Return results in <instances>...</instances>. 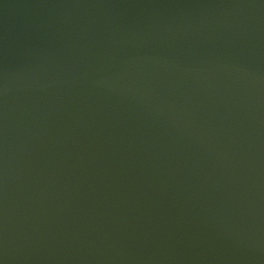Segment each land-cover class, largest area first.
Here are the masks:
<instances>
[{"label": "water", "instance_id": "1", "mask_svg": "<svg viewBox=\"0 0 264 264\" xmlns=\"http://www.w3.org/2000/svg\"><path fill=\"white\" fill-rule=\"evenodd\" d=\"M0 264H264V0H0Z\"/></svg>", "mask_w": 264, "mask_h": 264}]
</instances>
